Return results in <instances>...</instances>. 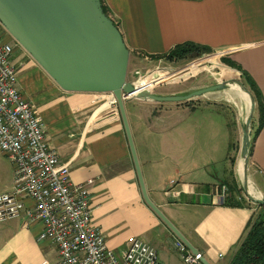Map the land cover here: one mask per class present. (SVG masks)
Here are the masks:
<instances>
[{
    "label": "crops",
    "instance_id": "0c3cea01",
    "mask_svg": "<svg viewBox=\"0 0 264 264\" xmlns=\"http://www.w3.org/2000/svg\"><path fill=\"white\" fill-rule=\"evenodd\" d=\"M102 2L137 66L147 67L152 56L166 55L183 43L206 46L246 71L264 101V0ZM5 39L13 47L16 86L44 122L48 145L69 166L73 183L92 180V223L104 233L106 246L120 254L129 237H137L154 247L156 264H183L174 246L177 236L143 199L111 94L63 90L16 41ZM156 83L155 78L138 79L134 85L149 91ZM206 94L202 98L209 100ZM154 102L124 99L147 196L208 263L228 264L256 210L250 199L241 207L226 206L218 188L228 181V170L236 176L242 162L236 152L241 113H230L224 103ZM248 157L246 178L248 174L258 195L252 196L264 197V123ZM11 180L12 167L1 192L11 190ZM42 229L41 222L26 226L22 218L0 222V264L52 263L57 250L51 242L38 240Z\"/></svg>",
    "mask_w": 264,
    "mask_h": 264
},
{
    "label": "built area",
    "instance_id": "2783aa9c",
    "mask_svg": "<svg viewBox=\"0 0 264 264\" xmlns=\"http://www.w3.org/2000/svg\"><path fill=\"white\" fill-rule=\"evenodd\" d=\"M12 53L0 27V153L12 166L11 190L0 193V222H41L38 240L51 242L57 250L52 263L42 264H156V250L141 238L129 237L120 254L106 246L104 233L92 223V180L73 183L69 166L61 164L56 149L48 145L44 122L16 86ZM221 191L225 194V187ZM174 246L183 264H202L201 252L193 253L179 239Z\"/></svg>",
    "mask_w": 264,
    "mask_h": 264
},
{
    "label": "water",
    "instance_id": "95a60500",
    "mask_svg": "<svg viewBox=\"0 0 264 264\" xmlns=\"http://www.w3.org/2000/svg\"><path fill=\"white\" fill-rule=\"evenodd\" d=\"M0 25L65 91L110 93L118 106L128 139L144 201L193 253L198 250L178 231L148 198L136 158L124 99L156 102H183L206 93L229 87L220 82L186 94L156 95L135 92L134 83L126 80L130 51L117 23L104 12L101 0H0ZM250 97L240 156L246 175L250 124L255 102ZM248 199L264 208V197ZM202 264H210L204 258Z\"/></svg>",
    "mask_w": 264,
    "mask_h": 264
},
{
    "label": "rangeland",
    "instance_id": "374dc122",
    "mask_svg": "<svg viewBox=\"0 0 264 264\" xmlns=\"http://www.w3.org/2000/svg\"><path fill=\"white\" fill-rule=\"evenodd\" d=\"M0 27L3 29L5 36L8 37L9 40L15 41L1 25ZM221 58L222 57L218 56L216 53L173 60H169L167 57H161L153 59V61L147 67L141 68L135 64L133 55L130 54L126 80L128 82L135 83L138 79L148 82L152 80V78H155L158 80V83L151 86L148 92L156 95L186 94L190 91L216 83H228L229 87L227 89L206 94L205 97L209 100H206L205 98H202L203 96H200L186 100L184 103H224L229 106L231 109L230 113L232 114H234V111L236 112L239 110L241 113L238 129L240 141L237 143L236 152L238 155V161L243 162V159L240 156L241 140L245 120L249 114L250 104L242 100L241 97L236 93V87H240L250 95L251 93L243 86L244 78L241 75V72L238 69L221 62ZM193 63H195V66L192 65ZM154 103H156L155 105L161 106L169 105L171 102L166 101ZM254 113H256V111ZM212 114L216 115L215 113ZM256 117L252 119L250 124V141L255 127L258 124ZM253 120H255L254 126H252ZM216 129H218V127H216ZM11 167L12 166L7 157L0 153V192L3 190L4 185L9 179ZM222 168L224 167L218 163V171H221ZM230 170H228V182H234L235 185H237L236 187L240 189L242 197L248 201V184L253 185L250 181H248V174L246 178V175L244 176V171L240 173L238 167L236 166V176L234 177V175L230 173Z\"/></svg>",
    "mask_w": 264,
    "mask_h": 264
},
{
    "label": "trees",
    "instance_id": "16d2710c",
    "mask_svg": "<svg viewBox=\"0 0 264 264\" xmlns=\"http://www.w3.org/2000/svg\"><path fill=\"white\" fill-rule=\"evenodd\" d=\"M103 10L109 15V10L105 5H103ZM209 53H212V49L209 47L194 43H183L175 46L166 55L152 56V58L157 59L167 57L169 60H173L185 57H198ZM221 62L226 63L241 72V75L244 78L243 86L251 93L255 102L256 119L258 124L251 137L249 146L250 154L253 141L264 123V101L262 94L253 78L230 58L222 57ZM254 122L255 120H253L252 126H254ZM232 149L233 145L231 144L229 146V151ZM230 162L233 163L234 159L230 158ZM230 173L233 175L232 170H230ZM236 186L237 185H235L234 182L230 183L227 180L219 185V191L222 187H225L224 204L230 207H241L250 204L242 197L240 189ZM254 206L256 207V210L252 214V218L246 226L245 233L241 241L238 243L235 253L228 264H264V208L258 204H254Z\"/></svg>",
    "mask_w": 264,
    "mask_h": 264
},
{
    "label": "bare ground",
    "instance_id": "6f19581e",
    "mask_svg": "<svg viewBox=\"0 0 264 264\" xmlns=\"http://www.w3.org/2000/svg\"><path fill=\"white\" fill-rule=\"evenodd\" d=\"M135 86V85H134ZM149 86V85H148ZM137 91H144L146 92L145 90H142V89H139L135 86V92ZM236 93L241 97L242 100L246 101L247 103L250 104V97L248 95V93L246 91H244L243 89H241L240 87H236ZM243 162H240V165H239V171L240 173L243 172ZM248 193L251 194V195H255L256 192L254 191V189L252 188L251 184H248ZM255 193V194H254ZM255 196H258V195H255Z\"/></svg>",
    "mask_w": 264,
    "mask_h": 264
}]
</instances>
